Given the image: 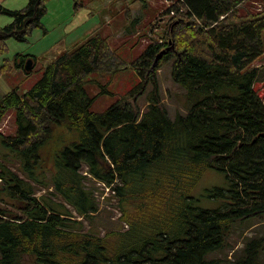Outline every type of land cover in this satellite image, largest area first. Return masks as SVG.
<instances>
[{"label":"trees","instance_id":"trees-1","mask_svg":"<svg viewBox=\"0 0 264 264\" xmlns=\"http://www.w3.org/2000/svg\"><path fill=\"white\" fill-rule=\"evenodd\" d=\"M72 1L75 12L84 6ZM246 1L173 5L163 35L129 64L140 80L103 111L92 106L110 93L109 80L101 85L90 76L112 78L128 65L100 33L53 57L25 92L0 97V122L14 109L16 124L12 134L0 132L7 151L0 156L11 155L19 168L0 162V264H223L206 256L226 246L235 224L264 219V100L255 87L264 83V65H255L264 54V6L239 13ZM47 2L0 4V15L10 18L0 25V56L7 39L46 33ZM18 57L28 74V56ZM168 62L187 111L174 118L157 79ZM10 70L3 58L0 75ZM208 168L227 182L206 191L224 199L214 209L196 206L191 195ZM86 179L109 187L120 227L90 228L104 189ZM38 187L45 192L37 195ZM263 249V236H246L230 262L262 264Z\"/></svg>","mask_w":264,"mask_h":264},{"label":"rangeland","instance_id":"rangeland-1","mask_svg":"<svg viewBox=\"0 0 264 264\" xmlns=\"http://www.w3.org/2000/svg\"><path fill=\"white\" fill-rule=\"evenodd\" d=\"M10 6H19L18 0H2ZM84 6L81 10L75 12L72 0H48L47 12L42 17V23L45 26L46 33L41 29H35L28 36L27 41L20 42L9 38L6 40L7 49L0 56V65L2 59L7 58L11 64V70L6 74L0 75V97L6 92L14 89L19 94L28 90L43 74L47 62L62 51L72 49L75 45L82 42L92 34L100 33L107 38L110 46L115 48L117 53L127 63V68L118 71L110 78L107 74H93L90 78L100 81L101 85L109 80L106 87L110 93L99 95L92 109L94 111H103L113 104L122 94L132 88L140 80L137 72L130 68L129 64L137 58L145 47L151 41H157L163 35L165 25L170 14L163 15L169 5L165 0H79ZM22 6V5H20ZM264 6V0H247L239 7V13H245L246 10L258 11ZM18 8V7H14ZM174 15V14H173ZM6 19L3 25L10 21L7 16H1ZM72 24V21H74ZM264 40V34H263ZM16 54H21L32 58L31 71L26 74L23 68L16 63L21 62V58H14ZM26 62V60H25ZM264 63V54L256 61ZM170 62L164 63L157 70V79L159 84V93L162 103L165 105L169 116L175 117L177 112L185 114V94L184 90L172 81L170 76ZM110 78V79H109ZM100 86H90V93H97L102 89ZM255 87L258 93L264 98V83L256 82ZM145 96L137 98V104L143 108L145 106ZM15 110L12 109L0 122V132L12 134L15 131ZM60 134L65 135L64 131ZM66 142H63L64 145ZM60 147V144L57 145ZM57 150L56 148H54ZM0 152L7 151L0 148ZM4 161L12 170L18 171V162L13 160L11 155L0 156V162ZM90 178V177H88ZM86 185H93L96 191H100L103 185L99 182L93 183V180L86 179ZM227 186L225 174L212 168H208L198 179L192 189L191 195L195 198V205L201 208L214 209L221 206L224 199L210 198L206 196V191L214 187L225 188ZM105 190L103 196L99 199V211L92 220L93 230L103 231L105 228L120 227V212L117 209L115 199ZM45 192L42 187L37 188L36 194ZM109 193V192H108ZM97 195V193H96ZM4 198H7L6 196ZM2 201H0L1 205ZM89 224L84 221V228ZM258 235L264 237V219H253L250 223H237L232 229L226 246L220 250L208 254L206 257H219L223 264H232L230 261L244 244V238L247 236ZM261 263L264 264V249L260 256ZM26 259L22 264H28Z\"/></svg>","mask_w":264,"mask_h":264},{"label":"built area","instance_id":"built-area-1","mask_svg":"<svg viewBox=\"0 0 264 264\" xmlns=\"http://www.w3.org/2000/svg\"><path fill=\"white\" fill-rule=\"evenodd\" d=\"M165 2L169 5V14L170 15H173L174 14V8H173V5H176V6H180L179 9H182V7L185 5L184 4V0H165ZM185 7V6H184ZM100 183V182H99ZM102 184V183H101ZM103 185V189H104V192L105 190L106 193H108L109 191V187L105 186L104 184ZM104 194V193H103ZM103 196V195H102Z\"/></svg>","mask_w":264,"mask_h":264},{"label":"crops","instance_id":"crops-1","mask_svg":"<svg viewBox=\"0 0 264 264\" xmlns=\"http://www.w3.org/2000/svg\"><path fill=\"white\" fill-rule=\"evenodd\" d=\"M26 1H27V0H18V3H20L19 6H14V7H18V8L22 7V6L26 3ZM0 4H2L3 6H5V7H7V8L18 9V8H14V7L10 6V4L5 3V2L2 1V0H0ZM20 5H22V6H20ZM81 9H82V8H81ZM1 16H4V15H0V23L5 22L6 19H3V17H1ZM8 22H9V21H8ZM8 22H7V23H8ZM74 22H75V20L72 21V24H74ZM5 24H6V23H5ZM3 25H4V24H3ZM255 65H256V66H260V65H264V63H256ZM260 95H261V94H260ZM263 96H264V95H263ZM263 100H264V98H263Z\"/></svg>","mask_w":264,"mask_h":264},{"label":"water","instance_id":"water-1","mask_svg":"<svg viewBox=\"0 0 264 264\" xmlns=\"http://www.w3.org/2000/svg\"><path fill=\"white\" fill-rule=\"evenodd\" d=\"M167 48H164V49H161L160 52L156 55L155 57V61H154V64L156 63V61L158 60V58L165 52ZM32 67V58H27L26 59V62L24 63V69L26 71H29Z\"/></svg>","mask_w":264,"mask_h":264}]
</instances>
